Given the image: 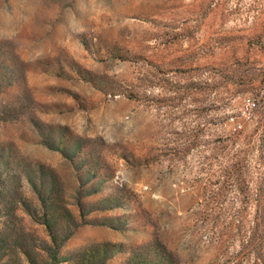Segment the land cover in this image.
<instances>
[{
	"label": "rangeland",
	"instance_id": "374dc122",
	"mask_svg": "<svg viewBox=\"0 0 264 264\" xmlns=\"http://www.w3.org/2000/svg\"><path fill=\"white\" fill-rule=\"evenodd\" d=\"M0 264H264V0H0Z\"/></svg>",
	"mask_w": 264,
	"mask_h": 264
}]
</instances>
